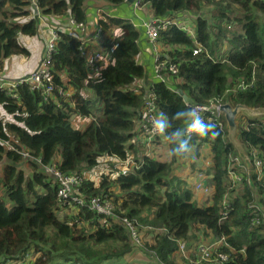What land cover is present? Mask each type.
Segmentation results:
<instances>
[{"label":"trees","instance_id":"obj_1","mask_svg":"<svg viewBox=\"0 0 264 264\" xmlns=\"http://www.w3.org/2000/svg\"><path fill=\"white\" fill-rule=\"evenodd\" d=\"M87 1L36 0V4L42 16L70 14L76 23L86 25ZM107 1L122 6L128 0ZM143 4L156 18L193 16L196 40L203 47L195 55L193 39L176 24L160 33L159 44L168 48L167 62L176 64L179 72L171 79L172 86L154 82L150 89L159 115L171 117L188 108L177 94L179 89L198 105L218 100L264 109V0H145ZM228 24L238 29L231 31ZM38 25L31 0H0V72L6 59L30 56L19 37L37 36ZM99 25L103 35L91 47L102 52L105 66L97 75H90L85 66L81 41L66 32L59 34L52 57L54 100L44 102L30 84L18 87L17 100L0 89V264L19 262L26 255L32 256L31 264H102L130 254L135 247L127 228L94 211L95 197L111 201L118 217L136 221L142 230L164 232L155 234L152 244L144 242L161 264H175L178 243L188 240L192 231L203 233L196 240L213 234L226 237L233 252L228 250L225 264H264V225L252 226L250 210L255 193L264 205V176L258 179L252 173L247 181L245 175L244 186L238 189L231 184V158L239 156L228 141L224 119L223 129L212 122L218 132L215 139L198 135L190 139L196 152L209 151L206 174L214 192L205 199L207 205H197L195 191L170 178L171 165L144 157L142 167L129 175L103 176L98 186L86 179L83 204L60 206L57 183L42 166L54 165L66 175L82 174L104 158L124 160L141 148L142 156L146 153L140 136L147 92L140 88L141 93H135L136 81L145 77L137 59L140 32L129 19L108 17ZM243 84L246 89L238 90ZM95 103L100 107L95 108ZM75 115L87 118L85 129L72 126ZM243 123L240 142L251 162L256 149L264 163V120ZM186 124L176 121L173 129H184ZM6 142L13 148H6ZM165 145L173 147L167 140ZM24 152L33 159L24 160Z\"/></svg>","mask_w":264,"mask_h":264},{"label":"built area","instance_id":"obj_2","mask_svg":"<svg viewBox=\"0 0 264 264\" xmlns=\"http://www.w3.org/2000/svg\"><path fill=\"white\" fill-rule=\"evenodd\" d=\"M32 6H37L36 0H31ZM145 0H134L133 6L135 10H141L144 7ZM41 14V13H40ZM40 16V15H39ZM141 27L144 30L145 36L148 39L149 44H151L153 53L155 55V81L161 82L164 84H169L172 86L171 79L178 75L179 69L176 64L167 62L168 55L167 49L164 50L159 44V35L162 31L167 30L169 25L176 24L183 31L189 34V36L193 39L195 43V48L193 52L195 55L201 54L203 51V47L197 43L196 40V27L194 23L191 21L190 14H178L173 19L165 18H150L142 23ZM69 27L66 28L65 32L61 33H71L75 37H77L81 41V56L85 61V66H87L89 70V74L92 76L97 75L104 68V59L102 56V52L98 48H92L91 46L95 45V41L99 39L103 34V28L99 25L97 30L95 31L93 37L85 38L84 34L86 32L87 25L78 24L74 20L70 19ZM138 28V27H137ZM59 32L51 31V37L46 45V51L41 59L38 68L33 72L29 73L23 78L19 79H10L8 77L4 78L0 76V89L7 91L14 99H18V93L16 92L23 85L30 84V87L33 91L39 92L42 96L44 102H49L50 100H54V74L52 70V57L56 51V44L60 39ZM166 56L163 57L162 56ZM246 86L240 85L238 90H245ZM147 97H145V101L143 103V121L141 127V136L142 144L145 146V154L142 158H150L154 157V155H161L162 149H158L156 144L162 146V148H167L165 145L166 139L163 135L156 133L152 128V120L159 116L157 105L155 104V96L152 95L150 90L146 91ZM135 93L140 94V87L135 89ZM185 103V102H184ZM186 106L192 107L193 105L185 103ZM224 104L218 100L211 101L207 105H195L197 108L199 115L206 121H211L217 123L219 128L223 129L226 124L223 123L224 115L221 113L220 109ZM80 118V116H72L71 124L73 127H76L75 120H84ZM225 120V119H224ZM86 121H88L86 119ZM85 121V122H86ZM244 124V123H243ZM240 123V126L243 125ZM80 129V128H78ZM195 135V134H193ZM192 135V136H193ZM6 148H11L9 142L4 143ZM13 148V147H12ZM23 159H33L29 152H24ZM248 156V155H247ZM119 163L118 165L121 167V175L126 176L132 172H136V170L140 169L143 165V159H136L134 155H129L128 158L121 160L117 157H113ZM249 158V157H248ZM253 169L249 172L247 166L242 163L240 157H232L231 158V166L229 168V180L231 184L235 188H241L244 186L245 175L247 176V181L250 180L251 174L254 173L257 175L258 179L264 176V163L262 159L259 157L256 149H253L252 152ZM38 164H41V161L38 159H34ZM207 169L211 165L209 162H206ZM47 174H50L52 178L57 183V187L59 188L58 196L61 199L60 206L69 207L72 204H78L79 206L83 204V197L81 195V189L83 183L86 181L85 176L78 172L66 175L63 174L57 167L54 165L42 166ZM237 169V170H236ZM194 190L196 193H199L200 196L204 197V199L208 200L214 192V187L212 185L204 184L200 181L194 182ZM227 204V203H225ZM264 205L259 203L258 201L253 202L250 210L252 211L251 215V224L252 226H260L264 225V211H262V207ZM91 207L94 211H96L99 215L104 216L106 219L114 217L123 227L127 228L129 237L131 241L136 246H142V241L140 239L141 230H139V226L136 221L129 220L127 217H118L115 214L116 207H114L113 203L109 200H103L101 197H95L91 200ZM223 220L226 219L227 214L223 215ZM107 227V224H105ZM142 237V235H141ZM208 240L200 237L199 240L193 241L191 249H189L186 242H179V253L185 261L193 264H225L228 262L230 252H233V247L228 244L226 237H221L216 240H212L209 243L206 242ZM32 256L26 255L19 262H12L11 264H31Z\"/></svg>","mask_w":264,"mask_h":264},{"label":"crops","instance_id":"obj_3","mask_svg":"<svg viewBox=\"0 0 264 264\" xmlns=\"http://www.w3.org/2000/svg\"><path fill=\"white\" fill-rule=\"evenodd\" d=\"M87 21H86V32L85 38L93 37L95 31L99 27L100 19L108 17L129 19L135 25L140 32V38L138 44L140 45L141 53L138 56V63L141 64L145 69V77L137 83V86L144 88L146 91L150 90L155 81V55L153 53L151 44L145 36L144 30L141 27L142 23L147 19L153 18V13L148 4L144 5L141 10H135L133 4L128 1L122 6H114L109 4L107 0H88L86 3ZM191 21H192V17ZM71 19L70 14L63 18H57L54 16H39V32L35 38L28 36H20L19 43L22 47L27 49L30 56L16 55L12 56L3 63L4 70L0 72V76L10 79L23 78L29 73L33 72L38 68V65L43 58L46 45L51 37V31H57L59 33L65 32L66 28L69 27V21ZM161 47L166 50L162 45ZM168 49V48H167ZM167 51V50H166ZM171 80V84H172ZM136 85V84H135ZM173 85V84H172ZM245 119L241 118L239 123H242ZM238 155V154H237ZM193 200L199 205L205 202L198 196H195ZM148 235L151 237V232L148 230ZM146 237V235H145ZM152 238V237H151ZM143 251V250H140ZM144 252V251H143Z\"/></svg>","mask_w":264,"mask_h":264},{"label":"rangeland","instance_id":"obj_4","mask_svg":"<svg viewBox=\"0 0 264 264\" xmlns=\"http://www.w3.org/2000/svg\"><path fill=\"white\" fill-rule=\"evenodd\" d=\"M213 10V9H212ZM209 12V11H208ZM207 13V12H206ZM188 14V13H187ZM193 17V16H192ZM213 21V20H212ZM261 21L264 22V15L262 16ZM215 22V21H213ZM215 24H217V22H215ZM230 26V27H229ZM227 27L229 28V30L233 31V30H237L238 27L237 25L234 24H228ZM31 37V38H35ZM166 57L165 55L162 56ZM146 75V73H145ZM142 80V79H141ZM140 80L136 81V86L137 83ZM88 93V92H87ZM95 108L100 107L99 103H95L94 104ZM101 112H99V115L101 116ZM81 118V117H80ZM82 119H86L87 118H82ZM264 120V119H262ZM84 120H79L76 119L75 123H76V127L80 128V129H85L88 121L85 122ZM156 147L159 149H162V154L157 156L154 155L153 158L159 160L161 163L166 164V165H171V172H170V178L173 177L174 179L177 178L179 180L182 181V184H180L182 186V188L185 189V187L187 189L192 190L193 192L194 190V182L200 181L204 184L210 185L208 183V175L206 174L207 171V160H208V155H209V151L208 148L202 149L201 153L196 152V145H190V151L185 153L184 155H182V157H178V156H170L169 153L171 151V148H162V146H160L159 144H156ZM196 147V148H195ZM144 153V149L141 148L139 149V152L137 155L142 156V154ZM199 153V154H198ZM130 155H133V153H131ZM135 155V154H134ZM137 155H135L137 157ZM178 159V160H177ZM119 163L115 160V158H104L100 160L99 165H97L95 168L91 169V168H85L83 169L84 172H82L83 176H85V178L89 181H92L95 185H99L101 183V177L103 176H109L111 177V179H116L118 175H120L121 173V167L118 165ZM32 169L30 168V171ZM116 193H119V190L116 189L115 190ZM198 196L202 199H204V197L200 196L199 193H194V197ZM255 201H260L259 199V194L255 193ZM261 203V202H259ZM262 204V203H261ZM200 206H205L207 205V203H200ZM262 211H264V206L262 207ZM116 214V211H115ZM62 217V215L60 216ZM111 219L115 220L114 217L111 218H107V221ZM108 226V225H107ZM141 228L139 227V230ZM194 229V228H193ZM151 232V237L148 235V229H141V235H140V239L142 241V246H136L134 244V249L133 251L126 255L124 258L121 259H116L113 258L112 260H109L108 262H103L102 264H161L162 261L159 259V257H157L156 252L154 253L153 251H151L150 249H148L144 242L150 243L152 244L154 242V236L157 233H164L162 230H150ZM208 233V232H206ZM203 233H200L199 235H196V233L194 234V232L192 231V234L190 235L189 239L184 241L186 242V244L188 245L189 249H191L193 241H196L198 236H202ZM208 234H212L211 232ZM146 235V237H145ZM214 235V234H213ZM212 238L210 237V235H205L206 242H210L213 239L216 240L218 239V237H216L215 235ZM112 243V242H111ZM111 243L106 244L105 245V249L108 250V245H111ZM93 246V245H92ZM90 246V248L92 247ZM87 247V245L85 246ZM95 248H97V250H100V246H96ZM111 248V247H110ZM143 250V251H140ZM182 255L181 253L178 254V251L175 253V255L172 258V261L175 262V264H185V262L182 260V257L180 256ZM100 257L98 256V258L96 259L97 262H99ZM184 262V263H183ZM101 264V263H100Z\"/></svg>","mask_w":264,"mask_h":264},{"label":"clouds","instance_id":"obj_5","mask_svg":"<svg viewBox=\"0 0 264 264\" xmlns=\"http://www.w3.org/2000/svg\"><path fill=\"white\" fill-rule=\"evenodd\" d=\"M176 121H187L184 129H173ZM153 130L164 136L173 147L170 156H179L190 151V139L193 134L215 139L218 135L216 126L211 121H206L199 115L195 106L185 110H178L171 117L164 113L152 120ZM169 129H173L169 131Z\"/></svg>","mask_w":264,"mask_h":264},{"label":"water","instance_id":"obj_6","mask_svg":"<svg viewBox=\"0 0 264 264\" xmlns=\"http://www.w3.org/2000/svg\"><path fill=\"white\" fill-rule=\"evenodd\" d=\"M129 3H133L134 0H128ZM35 15H40V10L38 7L33 6ZM177 94L182 98L185 103L191 104L193 106L197 105L181 90H177ZM221 113L224 115L225 123H227V133L228 141L234 146V149L238 156L240 157L242 163H244L249 172L252 171L253 165L247 156V150L243 143L239 140V135L241 132L239 120L241 118L246 121L251 119H264V109L249 108L244 105L233 106L232 103L224 104L221 109Z\"/></svg>","mask_w":264,"mask_h":264}]
</instances>
